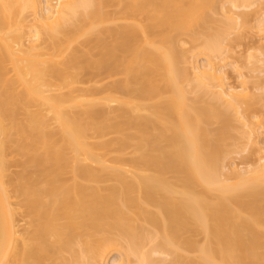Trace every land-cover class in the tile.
Masks as SVG:
<instances>
[{
    "label": "bare ground",
    "instance_id": "obj_1",
    "mask_svg": "<svg viewBox=\"0 0 264 264\" xmlns=\"http://www.w3.org/2000/svg\"><path fill=\"white\" fill-rule=\"evenodd\" d=\"M110 1L0 0V264H264V122L247 114L264 97L225 71L243 9L264 32V0L226 1L203 35L212 0ZM111 16L82 62L73 42ZM82 67L111 79L79 87ZM16 157L30 171L10 178Z\"/></svg>",
    "mask_w": 264,
    "mask_h": 264
},
{
    "label": "rangeland",
    "instance_id": "obj_2",
    "mask_svg": "<svg viewBox=\"0 0 264 264\" xmlns=\"http://www.w3.org/2000/svg\"><path fill=\"white\" fill-rule=\"evenodd\" d=\"M111 1L113 3L116 2V0H111ZM111 1L107 2L106 5L108 7L104 4L105 7H103L104 5H102L101 8H102V10L104 9V12H108V13H111L113 15V13H116L118 8L116 7V4L115 5L112 4V6H110ZM212 1H213V5H212L211 9L207 10V16L209 17V21H207L201 28L198 29L199 32L201 33V35L204 34V31H208L206 29L207 27H209V29H214L216 27L223 25L224 23H227V19H226L225 15L222 14L224 10L222 11L221 5L223 3H225V5H228L227 4L228 2H226V1H229V0H212ZM257 5L258 4L255 3V5H252V7L247 8V9H243V11L245 12V16L238 19V24L240 25V23H241L244 26L242 29L240 28L239 30H235L232 32V39H233L232 40V47H231L232 53L230 55L234 59L231 58L229 62H231V60L232 61L237 60L239 67L237 69H234V67L231 66L234 64H232V62H231V65H230V63H228L229 66L225 67V69H226L225 71L227 73L226 74V76H227L226 82L229 83V85L236 86L237 84H240L241 78H238L239 77L238 75H239V73H242L244 75V79L249 82L247 85L252 88L251 93L252 94H261L264 97V54H262L264 51L262 52L259 49L260 46H264V41L263 40L260 41V39H259V36H261L264 32H259L256 28H253V26L255 27V24H256L255 21L257 20L256 18L259 14V13L256 14L257 9H259V8H257ZM117 6H118V4H117ZM263 11H264V9H263ZM104 12L102 11V13H104ZM104 15H105L104 17H106V15L108 16L107 13ZM114 16H116V15H114ZM106 18L108 20V17H106ZM111 18H112V16H111ZM119 22H123V21H119V20L112 18V20L107 21L105 23L103 22L104 24L101 23L103 25H100V26L98 25L97 28H94L95 32L93 29L92 34H87L85 32L86 35L83 34V36H81V34H82V32H81L80 37L79 38L77 37L75 39V42H73L72 48L73 47L76 49L79 48L82 51V54H84V57L81 59L82 62H88L87 58L85 60V57L87 55H88L89 60H90V58L92 60H98L100 55H99V52L97 51V49H99V48H97V47L99 44L97 46H95L96 45L95 42L98 43L97 35H98L99 30H101L102 28H103V30L106 28L113 29L112 27H114V29H115V27L117 26L116 23H119ZM87 24H88V22L85 23L86 27H87ZM88 27H90V26H88ZM89 29H87V30H89ZM236 34L239 35V38L234 39V36H236ZM104 35H105L104 33H103V35H100V33H99L98 36H103V40L106 43L112 40V39H110V37H108V35H107L108 38ZM104 37H105V39H104ZM178 38H179L180 42L177 43L178 46H176V47H178V48H175V50L177 49V52L180 53L182 51V49H186L187 47L190 46V44L186 43L187 36L180 35V36H178ZM95 39H97V40L95 41ZM111 42H109V43H111ZM107 45H109V44L107 43ZM94 46L97 49H95ZM199 58H200V60L198 59V63L203 64V63H201L203 60L201 59V57H199ZM77 76H78V79L80 82L78 84L79 87L97 86V87L102 88L111 79V78H109V79L103 78L102 73L99 74V72L97 70L89 69L86 67L80 68L77 71ZM114 78H117V77H113L112 79H114ZM186 88L190 89L191 87L190 86L188 87V85H187ZM202 93H203V90L201 88H199L196 95H198L200 97V104L204 105V103H206V101L209 99V96L208 95L202 96ZM194 95H195L194 93H191L188 96L193 97ZM103 108H104L103 106H97L95 110L101 111V110H104ZM72 110L76 111L77 109L73 108ZM247 114L251 117L250 118L251 121L254 120L255 115H257V116L259 115V117H257V119L258 120L263 119V122H264V101L262 104L258 103L257 101H250V107L248 108ZM217 127H218V124L216 122H213V121H212V123H210L208 125V128L211 130H213V129L215 130V128H217ZM243 131H244V128L241 126L240 122L237 121L236 119H232L231 129H230V133H231L230 135H232V137H231L232 139H229L232 142L231 141H229V142L234 144V141L235 142L238 141L239 142V144H238L239 149L236 148L238 151H240L241 149L243 150V148L246 145H248L247 141L243 137ZM258 139H259L260 143L262 144V142L264 141V132L263 133L261 132L259 134ZM225 140H228V139H225ZM225 140H224V143H225ZM230 144H228V145H230ZM231 146H229L227 148L231 149ZM247 147H249V145ZM247 149L249 150V152L248 151H246V152L249 154H246V152H244V153H242V155L246 154V156L244 157V158L248 157L246 159V161L248 160L247 162L254 165L253 162L258 155L256 153V147H249ZM235 152L237 153V151H234L233 153L231 152V154H233L232 155L233 157L230 155L231 156V157L229 156L230 159L228 161L225 160L226 164H227V162L229 164V163H232L233 161L235 162V163L233 162L234 164H237L236 162H238L239 160L243 161L240 159L241 153H239L240 155H237L238 153L236 154ZM23 171L28 172V171H30V169L23 167L22 160L20 158H17V157L14 158L12 166L10 167L9 172H8L9 177L13 178L17 174H19ZM196 239L199 242H202V238L200 236H198ZM114 256H116V254L113 255V257H111V259H113ZM189 256L195 257V256H197V254L196 253H190ZM111 259H109V261Z\"/></svg>",
    "mask_w": 264,
    "mask_h": 264
}]
</instances>
